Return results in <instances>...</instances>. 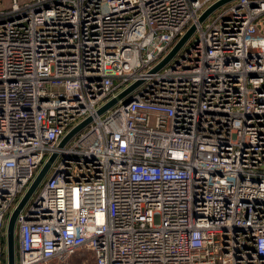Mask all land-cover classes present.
Segmentation results:
<instances>
[{
	"label": "built area",
	"instance_id": "2783aa9c",
	"mask_svg": "<svg viewBox=\"0 0 264 264\" xmlns=\"http://www.w3.org/2000/svg\"><path fill=\"white\" fill-rule=\"evenodd\" d=\"M219 1L0 0V264L55 155L15 264H264V0Z\"/></svg>",
	"mask_w": 264,
	"mask_h": 264
},
{
	"label": "water",
	"instance_id": "95a60500",
	"mask_svg": "<svg viewBox=\"0 0 264 264\" xmlns=\"http://www.w3.org/2000/svg\"><path fill=\"white\" fill-rule=\"evenodd\" d=\"M232 1H234V0H221L218 3L214 4L203 14V16L200 19V22L205 21L211 15V13H213L216 10L226 6V4H228ZM194 29H195V27H193L192 29L189 30V33L176 45V47L174 48L175 50L165 60H163L160 63L158 68H156L154 70L155 72L159 71L160 68L164 67V65H166L176 55L179 48L186 41H188L190 39V37L193 35V33L195 32ZM137 86H138V84L132 86L131 88L127 89V91H125L121 95L112 99L108 105H106L105 107H103L102 109L99 110V114L101 115V114H104L107 111L111 110V108H113L119 101L124 99L127 96V94L132 92ZM91 121L92 120L89 119L86 122L79 125L78 128H76L73 132H71L69 134V136L67 138H65L63 140V142L61 143V147H63L68 141H70L75 136V134L78 133V131L82 130ZM55 158H56V155L53 156L45 164V166L43 167V170L39 173V175L37 176L35 181L31 184L29 191L27 192L25 197L20 202V205L13 211V213L10 215V217L8 219L9 221L7 223L6 235H5V237H6V254H7V263L8 264H15L16 259H17V254H16V251H17V237H16L17 217H18L19 213L23 210L24 206L27 204L29 199L32 197V195L39 189L41 183L44 181V179L46 178V175L50 171V167H51L52 163L54 162Z\"/></svg>",
	"mask_w": 264,
	"mask_h": 264
},
{
	"label": "rangeland",
	"instance_id": "374dc122",
	"mask_svg": "<svg viewBox=\"0 0 264 264\" xmlns=\"http://www.w3.org/2000/svg\"><path fill=\"white\" fill-rule=\"evenodd\" d=\"M16 237H17V228H16ZM17 247H18V239H17Z\"/></svg>",
	"mask_w": 264,
	"mask_h": 264
}]
</instances>
